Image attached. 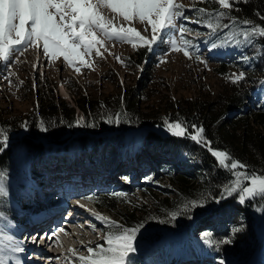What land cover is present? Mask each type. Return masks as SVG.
<instances>
[{"label": "trees", "instance_id": "1", "mask_svg": "<svg viewBox=\"0 0 264 264\" xmlns=\"http://www.w3.org/2000/svg\"><path fill=\"white\" fill-rule=\"evenodd\" d=\"M195 7L211 11L218 6L200 0L195 3ZM257 13L264 15V0L238 3L230 15L239 20L251 19L254 23L264 25ZM189 17L194 18L195 13L192 12ZM227 22L225 18L223 23ZM201 27L200 35L190 40L196 45L195 50H208V29ZM262 47L264 40L253 47L229 45L213 50L224 52L231 59L220 62L214 68L216 75L224 79L225 83L215 94L206 97L176 100L155 97L157 93L152 85L154 80L151 81L143 71V66L148 62L142 59L145 52L137 48L132 57L128 55L124 59L128 60L126 68L137 69L141 64L140 76H136L132 83L124 84L122 89L116 79L114 92L96 96V93L75 91L73 95L76 98L72 105L63 99L56 102L49 89L48 98L40 100L27 114L8 117L1 114L0 129L8 135V146L0 152V173L4 174L2 183L7 193L0 196V221L18 219L19 212L10 203V196L19 201L23 187L12 184L10 178L21 175L22 169L38 178L43 176L49 164H55L56 159L62 163L76 158L83 160L87 166L104 165L113 169L121 163V151L126 146V131L156 124L165 127V120H179L186 125L203 127L204 136L212 142L214 149L230 153L234 159L245 163L248 171L264 175V58L256 51ZM242 54L254 58L245 64L240 59ZM239 71H244L246 77L233 84L227 77ZM151 97L156 98L157 102L149 108L147 104ZM246 102L253 104L251 111L242 110ZM76 107L80 110L79 117L74 114ZM118 112L122 114L119 125L105 123ZM230 113L233 114L231 118L227 116ZM80 118H83L81 125L96 126H76L75 122ZM41 124L48 131L42 132ZM12 126H19L17 133L11 132ZM108 132L113 134L106 135ZM142 138L143 151L160 163L162 176L167 178L168 185L161 188L152 182L153 173L148 171L143 174V186L138 189L142 191L141 194L149 197V204L135 203L138 196L130 191L92 194L90 199L94 205L116 212L118 219L114 222L118 225L134 228L143 224L135 243H148L150 246L144 253H130L131 264H162L167 251L172 254L180 250L181 232H190L197 251L212 257L218 264L221 260L224 264H242L257 247L255 229L264 223V200L257 198L241 205L231 197L220 204L209 201L204 208L186 210L185 205L190 200L219 196L220 186L233 177L225 169L217 167L215 158L206 148L191 139L173 137L157 129L147 130ZM55 144L63 145L62 148H55ZM133 148L131 141L130 149ZM141 157L146 159L144 153L138 158ZM148 182L156 186V197L151 194L155 187L150 191ZM129 205L132 207H126ZM121 206L125 208H119ZM171 213H176L174 219ZM240 226H243V230L233 236L232 228ZM103 231L105 233V228ZM205 232L210 233L213 240L231 237L233 242L220 245L219 248L210 247L202 239ZM186 251L187 256H195V248L189 242Z\"/></svg>", "mask_w": 264, "mask_h": 264}, {"label": "snow or ice", "instance_id": "2", "mask_svg": "<svg viewBox=\"0 0 264 264\" xmlns=\"http://www.w3.org/2000/svg\"><path fill=\"white\" fill-rule=\"evenodd\" d=\"M206 3H215V10L203 7L185 6L174 0H0V63L9 68L8 79L12 75L11 64L13 56L19 59L29 48H42L45 58L63 56L69 66L86 64L85 56L93 52L100 56L101 48H105V42H127L133 48L137 43L148 51H153L154 46L166 43L170 50L183 52L189 59L193 58L191 50L196 45L184 36L191 33L185 24L178 23L180 20H189L186 11L195 13L190 22L200 24L208 29V51H213L229 45L240 47H253L264 40V25L254 23L251 19L239 20L230 15L238 3H247L248 0H204ZM105 10L114 14L109 18ZM264 21V15H260ZM122 18L124 22L138 20L151 27L153 35L151 39L141 36L132 27H123L113 23V19ZM227 18L228 22L223 23ZM147 30V27L146 29ZM200 35L199 32L196 33ZM214 38V39H213ZM179 40V45H178ZM264 58V47L256 50ZM247 55H241L242 63L249 64L251 59ZM119 59V58H117ZM195 59L202 60L197 49ZM246 77L244 71L234 72L227 77L233 84L243 81ZM10 82V81H9ZM22 83V82H21ZM35 87V85H34ZM121 113L110 116L105 123L119 125ZM78 119L76 126L95 127V124L81 125ZM127 122V121H124ZM165 130L173 137L188 138L196 144L206 148L215 158L218 168L225 169L233 179L220 186L219 196L205 197L199 200H190L185 205L186 210L204 208L209 201L216 204L234 197L241 205L257 198L264 200V175H256L248 171V166L234 159L230 153L214 149L212 142L204 136L201 126L186 125L182 121H164ZM70 127L73 125H69ZM26 127V125H22ZM191 129V131H189ZM42 132L48 129L41 124ZM8 146V135L0 129V152ZM4 174L0 173V196L6 195L2 181ZM91 199V197H88ZM79 204V201L76 202ZM82 207V205H81ZM174 219L176 213H171ZM105 225V244L97 243L95 248L88 246L89 255H77L80 250L69 249L72 258L79 264H131L130 253L136 251L134 241L143 224L134 228L118 225L99 214L96 216ZM162 223L164 221H161ZM243 230V226L233 227V236ZM60 231H64L60 229ZM43 239V237L41 238ZM205 244L219 248L233 242L231 237L222 240H213L211 234L205 232L202 236ZM36 242V238H33ZM91 243V242H90ZM25 251L21 243L0 247V264H20L12 254ZM220 264H224L221 260Z\"/></svg>", "mask_w": 264, "mask_h": 264}, {"label": "rangeland", "instance_id": "3", "mask_svg": "<svg viewBox=\"0 0 264 264\" xmlns=\"http://www.w3.org/2000/svg\"><path fill=\"white\" fill-rule=\"evenodd\" d=\"M200 2V0H174L176 3H180L185 6V9H190L195 6V3ZM192 11H186L185 15L190 16ZM105 14L109 18H113L114 14L105 10ZM189 20H180L178 23L185 24L191 33H186L184 38L190 40V37L196 36V23L190 22ZM113 23L123 27H132L136 29L137 32L146 39H151L153 35L151 27L147 26L146 23H141L138 20H132L129 22H124L122 18L113 19ZM147 27V30H145ZM179 45V40H178ZM137 48H142L145 52L143 56V61L148 62L143 66V71L150 77L151 81L154 80L153 88L156 90V96L161 100H176L180 98H195L205 95H213L219 91L220 86L224 82V79L219 78L216 75L215 67L218 65V61L209 60L206 56L204 50L199 51V55L202 60L206 63H201L195 59V50H191L193 58L189 59L183 55V52H175L170 50L166 43H161L154 46L153 51H148L146 48L141 47L137 43V47L134 49L132 44L127 42H105V48H101V55H95L93 52L90 56H85L84 60L86 64H76L74 66H69V64L64 60L63 56H58L56 58H45L42 52V48H29L24 52L23 55L19 56L17 60L16 56L12 57V60H16V63L11 64L10 71L12 75L8 76L9 68L5 67L3 63H0V115L3 114L6 117L11 115H25L28 111L32 110L36 104L40 103V100L45 101L48 96V90H52L55 101L63 99L72 105L73 100L76 98L73 93L76 91L83 92L85 94H98L114 92L115 81L117 79L121 89L124 84H130L136 78L140 76V71L142 70L141 64L137 67L126 68L128 60H125L128 55L132 57L133 53ZM119 58V59H117ZM140 62V63H143ZM10 81V82H9ZM22 82V83H21ZM35 85V87H34ZM66 90H65V89ZM65 92H63V90ZM157 100L151 97L148 102V107L151 108L153 103ZM144 108L146 106H143ZM147 111V110H145ZM251 111V110H250ZM80 110L76 107L75 117H79ZM11 132L13 134L17 133L19 126H12ZM159 129L161 132H166L165 127L160 124L152 125L150 127L144 126L141 130H136L135 133H131L134 146L141 145L142 147V136L147 130ZM138 132L140 136L138 135ZM126 137H128L126 135ZM131 142V141H130ZM55 148H62V145H54ZM130 155H128V159ZM132 158V157H131ZM77 160H79L77 158ZM58 159H56V162ZM70 164L67 166H61L59 168L54 165L47 166L45 169L44 177H39L36 179L27 178L28 173L23 171L20 175V182L25 181L28 189H34L29 191V193L22 194L21 204L19 207L21 214L19 215V226L20 232L25 233L26 230L33 231L35 228L30 229L37 221L31 219V215L39 210H44L52 207L63 206L65 204L63 201L67 199L69 204L74 201H79V205L83 206L88 211H97L103 217H107L111 221L118 219L116 217V212H111L107 209H99L94 207L88 197H91V182L94 178L97 179V186L102 190H108L109 185L119 184L116 181L124 182L118 180L119 174L116 173L114 180L112 176H106L103 174L97 175L94 170L84 169L83 160L79 161V164H73V160L68 161ZM67 162V163H68ZM135 158L132 160H126L123 165L127 166V171L130 169V165L135 163ZM141 164H145L149 168L145 171H151L153 173L152 182L157 183L161 188L162 186L168 185V180L165 176H162V171L157 164H146L147 160L144 159L140 161ZM76 163V162H75ZM63 165V164H62ZM144 171V172H145ZM143 172V173H144ZM28 174V175H27ZM142 175V174H141ZM98 177V178H96ZM135 184L118 185L114 187L115 189H127V191L135 192L138 196V201L135 203L149 204L150 199L148 196H144L141 190L136 187L143 183L140 181L141 176L134 173L131 177ZM17 180L12 179L10 182H15ZM19 182V183H20ZM24 182V183H25ZM67 182V184L65 183ZM65 185L63 187L61 185ZM150 184V182H148ZM52 190L47 186H55ZM70 187L69 193L65 195L67 187ZM105 186V188L103 187ZM30 187V188H29ZM152 187H155L152 190ZM155 197L158 194V190L153 183L149 185L148 188ZM57 191V192H56ZM63 192V193H62ZM62 194V195H61ZM78 196H83L85 200H81ZM73 197V198H70ZM78 197V198H77ZM160 197H163V195ZM63 200V201H62ZM87 200V201H86ZM22 206V207H21ZM126 206V207H130ZM132 207V206H131ZM124 209V206L119 207ZM35 222V223H34ZM37 226V225H36ZM38 227V226H37ZM104 227V226H103ZM28 228V229H27ZM97 231V230H96ZM68 236L67 232L64 233ZM103 231H97V233H90L89 238L82 237L76 239H68V244L66 246L69 249H73L77 244L81 246L77 255L87 256V247L91 246L95 248L97 243H105ZM255 236L258 238V255L255 257L257 250L250 256L245 264H256L257 260L262 264L264 262V223H261L260 227H256ZM262 238V240H261ZM192 236L190 232L182 233L180 236V251L184 242H189L190 245L193 244ZM91 242V243H90ZM66 247V249H67ZM149 249V246L136 248V251L145 252ZM77 250V249H76ZM253 256L256 261L254 263ZM262 258V259H261ZM64 264H79L75 258H72V254L68 253L62 258ZM218 262L212 260H203V262H197V264H217ZM168 264H188L186 261H182L178 256L173 257ZM264 264V263H263Z\"/></svg>", "mask_w": 264, "mask_h": 264}, {"label": "bare ground", "instance_id": "4", "mask_svg": "<svg viewBox=\"0 0 264 264\" xmlns=\"http://www.w3.org/2000/svg\"><path fill=\"white\" fill-rule=\"evenodd\" d=\"M65 89V88H64ZM64 89H62L63 90V92H65V90ZM57 192V191H56ZM77 206V205H76ZM79 208H82V207H80V206H78ZM66 210V209H65ZM63 214V213H62ZM53 216H55L56 217V222L57 221H59V220H61V219H63L64 218V214L63 215H60L59 213H56V214H53ZM43 219H45V217H43L42 219H40L41 221H43ZM36 224V223H35ZM34 224V225H35ZM33 225V227H37L36 225L34 226ZM63 226H65L66 227V225H63ZM31 228V227H30ZM7 231H9L8 229H6ZM68 230V229H67ZM29 231L28 230H26L25 231V233H28ZM29 235L26 237V239H28L29 238V236H32L31 235V233H28ZM26 236V234H24V236H23V238ZM10 237H11V235H10ZM85 237H87V238H89V236L87 235V236H85ZM261 240H262V238H261ZM25 241H27V240H25ZM9 242L12 244V245H15V244H17V243H21L22 242V237L21 238H19V240L18 241H15L14 239H9ZM61 241H56V243L57 244H59ZM264 244V241H263V243L261 244V245H263ZM26 245V244H25ZM22 246H24V244H22ZM258 253H259V251L257 250V252H256V254H254L255 255V257L258 255ZM37 255V254H36ZM255 257L253 256V261H254V263H255V261H256V259H255ZM19 260H21V258H19Z\"/></svg>", "mask_w": 264, "mask_h": 264}]
</instances>
